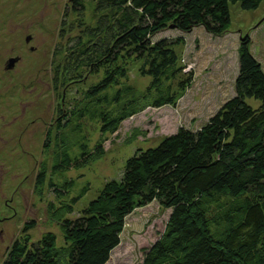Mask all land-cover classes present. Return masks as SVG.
Masks as SVG:
<instances>
[{
  "label": "trees",
  "instance_id": "16d2710c",
  "mask_svg": "<svg viewBox=\"0 0 264 264\" xmlns=\"http://www.w3.org/2000/svg\"><path fill=\"white\" fill-rule=\"evenodd\" d=\"M261 1L70 0L68 8L78 17L71 24L79 30L68 46L62 81L95 80L69 108L59 109L49 166L42 160L34 177L35 193L41 195L45 185L52 195L45 211L59 238L45 231L30 239L34 223L28 221L0 264H104L125 217L152 201L169 214L140 264H264V70L249 52L247 34L236 48L234 93L203 124L179 126L154 146L135 148L117 176L77 210L90 188L65 176L102 156L103 139L122 121L146 107L174 103L171 81L188 73L176 51L181 37L154 35L201 27L219 36L229 26V4L252 10ZM85 9L91 10V24L83 23ZM132 64L148 77L142 89L129 81ZM90 130L97 132L95 140ZM48 141L47 133L45 150Z\"/></svg>",
  "mask_w": 264,
  "mask_h": 264
},
{
  "label": "rangeland",
  "instance_id": "374dc122",
  "mask_svg": "<svg viewBox=\"0 0 264 264\" xmlns=\"http://www.w3.org/2000/svg\"><path fill=\"white\" fill-rule=\"evenodd\" d=\"M70 3L0 0V263L7 246L28 221L34 223L27 230L30 239H37L45 231L59 238L56 224L45 211L52 195L45 185L37 195L34 177L42 160L49 166L54 127L61 123L59 109L69 108L78 91L95 80V76H89L84 85L62 81L66 74L64 58L79 30L71 24L78 17L68 8ZM83 19L84 24L92 23L90 9L84 10ZM229 20L227 30L219 36L201 27L186 33L166 28L154 35V39L181 37L176 51L187 62L188 73H180L171 81L177 95L172 105L146 107L125 119L103 139L102 156L65 173L77 183L87 181L90 188L74 210L91 199L105 180L117 176L124 159L135 148L154 146L179 126L196 129L233 95L239 37L248 35L249 52L264 70V0L252 10L229 4ZM14 57L17 61L13 66L5 68L7 60ZM137 66H129V81L142 89L148 77H141ZM47 133L49 147L45 150ZM88 135L91 140L98 137L95 130ZM168 214L169 209L155 201L135 208L125 217L119 242L104 264H140L145 250L162 232Z\"/></svg>",
  "mask_w": 264,
  "mask_h": 264
},
{
  "label": "water",
  "instance_id": "95a60500",
  "mask_svg": "<svg viewBox=\"0 0 264 264\" xmlns=\"http://www.w3.org/2000/svg\"><path fill=\"white\" fill-rule=\"evenodd\" d=\"M70 1V0H69ZM17 61V58L14 57V58H9L6 62V65H5V68L9 69L13 66L14 62Z\"/></svg>",
  "mask_w": 264,
  "mask_h": 264
}]
</instances>
